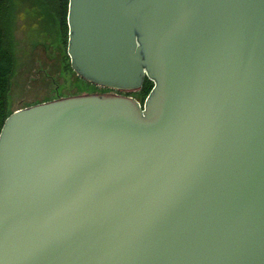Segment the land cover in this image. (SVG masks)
I'll use <instances>...</instances> for the list:
<instances>
[{
  "label": "water",
  "instance_id": "obj_1",
  "mask_svg": "<svg viewBox=\"0 0 264 264\" xmlns=\"http://www.w3.org/2000/svg\"><path fill=\"white\" fill-rule=\"evenodd\" d=\"M66 20L71 70L111 92L5 119L0 264H264V0H68Z\"/></svg>",
  "mask_w": 264,
  "mask_h": 264
},
{
  "label": "rangeland",
  "instance_id": "obj_2",
  "mask_svg": "<svg viewBox=\"0 0 264 264\" xmlns=\"http://www.w3.org/2000/svg\"><path fill=\"white\" fill-rule=\"evenodd\" d=\"M10 4L6 24L13 38L15 59L8 96L11 111L86 93L75 87L85 83L68 70L54 14L47 8L40 9L33 0H10ZM99 89L90 88L87 93H98Z\"/></svg>",
  "mask_w": 264,
  "mask_h": 264
},
{
  "label": "trees",
  "instance_id": "obj_3",
  "mask_svg": "<svg viewBox=\"0 0 264 264\" xmlns=\"http://www.w3.org/2000/svg\"><path fill=\"white\" fill-rule=\"evenodd\" d=\"M34 3L41 9L47 8L50 13L56 17L58 23V32L60 33L61 41L64 49L67 48L68 40V27H67V10H68V0H33ZM10 0H0V131L4 124L5 119L14 111H11L8 96L11 85V78L14 74L15 69V59L13 53V38L11 32L6 24L8 21V12L10 10ZM46 9V10H47ZM68 61L67 67L70 69L69 58L66 56ZM83 84H75L78 91L88 92L90 88L94 90L97 87L83 81ZM84 88H83V86ZM152 82L145 79L141 90L133 93H128L127 96L135 98L142 105L144 99L152 89ZM95 93V91H91Z\"/></svg>",
  "mask_w": 264,
  "mask_h": 264
},
{
  "label": "flooded vegetation",
  "instance_id": "obj_4",
  "mask_svg": "<svg viewBox=\"0 0 264 264\" xmlns=\"http://www.w3.org/2000/svg\"><path fill=\"white\" fill-rule=\"evenodd\" d=\"M100 91H98V93H103V92H111L109 90H104V89H99ZM87 93V92H86Z\"/></svg>",
  "mask_w": 264,
  "mask_h": 264
}]
</instances>
